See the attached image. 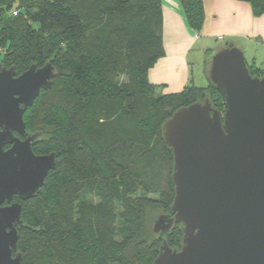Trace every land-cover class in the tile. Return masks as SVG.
<instances>
[{
    "label": "trees",
    "instance_id": "16d2710c",
    "mask_svg": "<svg viewBox=\"0 0 264 264\" xmlns=\"http://www.w3.org/2000/svg\"><path fill=\"white\" fill-rule=\"evenodd\" d=\"M177 1L187 26L200 32L202 0ZM245 1L264 13V0ZM162 29L161 0H0V66L19 75L49 62L55 74L23 115L26 132L50 129L31 148L55 153L56 167L36 196L13 199L21 204L13 251L21 264H152L163 239L180 248L181 224L160 245L138 240L145 206L169 214L173 202V154L162 126L199 97L221 113L224 105L210 83L220 105L204 89L156 93L148 71L164 56ZM163 167L171 171L168 190L157 202L149 196L159 192L153 176Z\"/></svg>",
    "mask_w": 264,
    "mask_h": 264
},
{
    "label": "water",
    "instance_id": "95a60500",
    "mask_svg": "<svg viewBox=\"0 0 264 264\" xmlns=\"http://www.w3.org/2000/svg\"><path fill=\"white\" fill-rule=\"evenodd\" d=\"M54 76L49 62L19 75L0 66V264H21L13 255L22 227L14 197L36 196L56 167L55 153H33L40 134L26 135L23 121ZM207 76L223 112L205 98L177 109L162 126L173 154L174 197L152 231L181 224L182 241L173 249L163 239L152 264H264V69L262 77L251 76L243 50L227 42Z\"/></svg>",
    "mask_w": 264,
    "mask_h": 264
},
{
    "label": "crops",
    "instance_id": "0c3cea01",
    "mask_svg": "<svg viewBox=\"0 0 264 264\" xmlns=\"http://www.w3.org/2000/svg\"><path fill=\"white\" fill-rule=\"evenodd\" d=\"M175 3L162 0L164 56L148 71V81L158 87L159 93H179L189 83L203 85L204 55L208 50L214 54L227 42L257 62L264 61V13L255 15L247 1L202 0L203 26L200 32L191 33L181 13L174 9ZM194 65L201 68L197 80L192 78Z\"/></svg>",
    "mask_w": 264,
    "mask_h": 264
},
{
    "label": "rangeland",
    "instance_id": "374dc122",
    "mask_svg": "<svg viewBox=\"0 0 264 264\" xmlns=\"http://www.w3.org/2000/svg\"><path fill=\"white\" fill-rule=\"evenodd\" d=\"M161 3H162V0H161ZM178 4H176V3L174 4V9L175 8L178 9V12H179V14L181 13V16L183 18V21H184V23L186 25L187 22H186L185 15L183 13V9H182V7H181V5H180L179 2H178ZM186 27H188V26L186 25ZM189 32L191 33V29L190 28L188 30V33ZM162 34H163V29H162ZM214 54H213V51L208 50V52L206 53V55H204V58H205L204 61H206V65L204 66V74L202 73V76L205 78V79H202V82H203L202 84L203 85H197L196 87H194L193 85H191L189 83V85H190L189 88H187L188 87V85H187L184 89H182V91H180V92H182L183 96L184 95H188V93H193L194 92L193 89H204V91H203V92H205L204 95H207V94H211L212 95L213 94L212 93L213 91L211 90L210 85L208 84L209 81H208L207 74H208V71L210 69V61H211V58H212V56ZM252 57H250L249 54H246V53L244 54V58H245V61H246V64H247L248 68H250V69H252V68H254V69L255 68L264 69V61L262 63L261 62H257L256 60H254V57L253 58ZM200 72H201V68H199L198 66L194 65L193 66L192 78L194 80H197V76H198V74ZM252 73H253V76H256V77H262V75H263V72L261 73V72H258V71H254ZM205 80L208 81V82L206 83ZM117 81L124 82V81H126V79L124 77H120V78L117 79ZM194 85H196V82L194 83ZM189 90H191V91H189ZM186 91H189V92H186ZM156 93L157 94L159 93V90L158 89L156 90ZM212 97L215 100V102L218 105H220V102L216 99V96L215 95H212ZM189 98H190V96H189ZM203 98L204 97H202V98L199 97V99L202 102L204 100ZM190 100H191V98H190ZM49 130L47 129V130L44 131L43 134L41 133V136L39 137V139L41 141L47 140V138H48V135L47 134H48V131ZM172 168H173V166H172ZM170 172L168 171V169L166 167H163L162 170L161 169H158L156 171V173L154 174L153 177H154L155 181L159 182V192L158 193H155V194H151L149 196V198L151 200H153V201L156 200L158 202L159 193L161 192V190H168V186L165 184V182H166V179L168 178V175H170ZM144 210H145V212H144L143 228L140 231V234L138 236V240L144 241L147 244H152V243H155L156 242L158 245H160V243L162 241V238L164 236H166V235H164L165 233H163V234H156V233H154L152 231V225H153L154 221L157 219V217L159 215H161V214H168V212L165 211V210H163L160 207V205L157 204V203H153V204L146 205ZM172 247H173V249H179V248H175L177 246H174V245H172Z\"/></svg>",
    "mask_w": 264,
    "mask_h": 264
},
{
    "label": "flooded vegetation",
    "instance_id": "af4514ba",
    "mask_svg": "<svg viewBox=\"0 0 264 264\" xmlns=\"http://www.w3.org/2000/svg\"><path fill=\"white\" fill-rule=\"evenodd\" d=\"M13 134H14L15 137H18V138H20V139H23L26 135H32V134H30V133H28V132H26V135H25V136H21V135L17 134L16 132H14ZM14 202H15V201H14Z\"/></svg>",
    "mask_w": 264,
    "mask_h": 264
},
{
    "label": "built area",
    "instance_id": "2783aa9c",
    "mask_svg": "<svg viewBox=\"0 0 264 264\" xmlns=\"http://www.w3.org/2000/svg\"><path fill=\"white\" fill-rule=\"evenodd\" d=\"M13 15H16V12H13Z\"/></svg>",
    "mask_w": 264,
    "mask_h": 264
}]
</instances>
